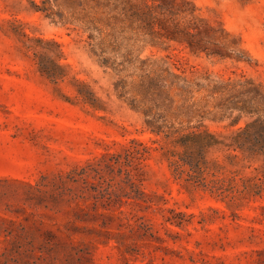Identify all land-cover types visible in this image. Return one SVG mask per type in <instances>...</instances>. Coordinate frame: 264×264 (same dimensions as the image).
Wrapping results in <instances>:
<instances>
[{"label":"rangeland","instance_id":"1","mask_svg":"<svg viewBox=\"0 0 264 264\" xmlns=\"http://www.w3.org/2000/svg\"><path fill=\"white\" fill-rule=\"evenodd\" d=\"M168 1L172 15L149 11L152 0H0V264H264V187L244 186L264 157L206 152L225 178L236 173L225 186L235 198L223 199L176 178L145 123H201L224 138L264 119L229 107L256 105L234 83L264 92V0ZM193 16L228 56L149 29ZM169 71L191 91L170 88ZM181 104L223 117L189 119Z\"/></svg>","mask_w":264,"mask_h":264},{"label":"trees","instance_id":"2","mask_svg":"<svg viewBox=\"0 0 264 264\" xmlns=\"http://www.w3.org/2000/svg\"><path fill=\"white\" fill-rule=\"evenodd\" d=\"M34 5L37 10L46 9L39 8L36 4ZM146 6L149 11H168L171 15L175 13L173 4L168 0H152V3L146 4ZM197 20L199 19L193 16L191 21L186 25H180L177 22L167 24L166 21L157 18L155 23L158 25V29H153L154 26L152 22L149 24V29L153 34L165 36L169 40L184 42L194 53L203 51L207 55H218L220 57L228 56V52L219 46L218 43L204 39V35L207 34L212 27L209 25H201ZM102 63L107 64L108 58L102 59ZM57 66L62 68L61 65L57 64ZM42 69L47 75L53 78L62 77V74L50 72L46 67ZM169 76H171L168 85L170 88L174 87L181 93L191 91V84L188 83L186 79H183V82L179 83L180 75L178 73L169 71ZM80 84L81 87L78 89V93L82 97V100L94 106L95 99L93 98V93L84 82ZM228 84L214 85L210 91L211 93L221 91L223 87L226 88ZM236 84L244 88L238 89V93H253L251 99L256 101V105L247 106L249 104L244 100L240 105H238L237 102H233L229 107L241 111L248 109V112L262 111L264 116V92L260 90V85L254 84L253 81L249 79L244 82L234 83L231 86L234 87ZM179 108H184L183 112L188 115L189 119L196 114H198L201 119L207 117L212 120H217L223 117L222 115L217 116L216 112L212 111L202 112L201 109L195 107L194 104L187 106L181 104ZM144 113L145 115H149L151 113V108L144 110ZM235 122L236 121H233L232 123L235 124ZM145 123L153 133L163 136L164 145L162 147H166V153L170 160V165L173 168V175L176 178L184 179L190 186H209L211 192L220 195L223 199L228 197L229 200H234L235 194L232 191L229 192V188L225 186H229L226 184L227 181L232 182L235 179L236 173L234 174L233 171H229L232 173V176L230 178H225V165L217 159L207 160L205 158L206 152L210 149H231L233 151L240 150L247 156L260 154L264 157V119L261 117L255 118L230 135L224 136V138L228 140L220 138L218 133L213 132L208 126L201 123L197 125L175 127L172 123H159L156 117L151 119L146 118ZM224 156L232 160L237 155L234 153H225ZM250 179L251 178H247L244 181L250 182ZM244 186H253V188L247 191L260 193L264 187V174L256 177L252 184H245Z\"/></svg>","mask_w":264,"mask_h":264}]
</instances>
